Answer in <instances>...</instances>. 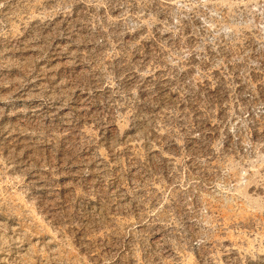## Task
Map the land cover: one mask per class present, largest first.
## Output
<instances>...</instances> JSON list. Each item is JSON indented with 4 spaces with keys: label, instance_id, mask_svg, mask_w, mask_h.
I'll use <instances>...</instances> for the list:
<instances>
[{
    "label": "rangeland",
    "instance_id": "1",
    "mask_svg": "<svg viewBox=\"0 0 264 264\" xmlns=\"http://www.w3.org/2000/svg\"><path fill=\"white\" fill-rule=\"evenodd\" d=\"M0 264H264V0H0Z\"/></svg>",
    "mask_w": 264,
    "mask_h": 264
}]
</instances>
